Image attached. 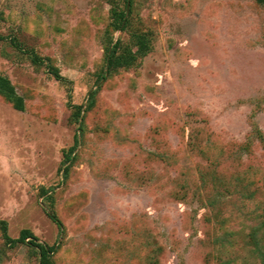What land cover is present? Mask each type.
Here are the masks:
<instances>
[{
	"label": "rangeland",
	"instance_id": "374dc122",
	"mask_svg": "<svg viewBox=\"0 0 264 264\" xmlns=\"http://www.w3.org/2000/svg\"><path fill=\"white\" fill-rule=\"evenodd\" d=\"M112 1L0 0V73L25 100L0 95V220L56 244V264H263L264 6L133 0L113 31ZM134 31L151 52L109 72V37ZM0 264L39 252L0 229Z\"/></svg>",
	"mask_w": 264,
	"mask_h": 264
},
{
	"label": "trees",
	"instance_id": "16d2710c",
	"mask_svg": "<svg viewBox=\"0 0 264 264\" xmlns=\"http://www.w3.org/2000/svg\"><path fill=\"white\" fill-rule=\"evenodd\" d=\"M123 6H121L120 2L112 1V10H111V22L109 27L113 30H122L124 31L130 23V19L128 14L132 12L131 6L133 5V0H122ZM256 2L260 5L264 6V0H256ZM128 4H130L129 13L127 11ZM110 33V31L108 30ZM109 45H107V56H108V66L107 69L109 72H114L120 68H130L134 66L140 58H144L147 56L151 50V38L149 33L146 31H134L132 34V42L131 44H123L121 38H119L113 44V38L109 37ZM13 43L16 47L23 49L22 44L19 43L16 39L13 40ZM112 44V48H111ZM30 53L32 61L35 64H42L44 62V58L40 56L34 49L27 50ZM54 75L59 80H64V76L58 72V70L54 69ZM105 76H101V79H104ZM94 92L92 97L95 96ZM0 95L3 96L6 100L12 103L14 108L18 110L25 109V100L24 97L21 96L16 89V86L12 82V80L0 73ZM94 101H91L89 107L91 108ZM75 120L77 123H82L83 121V107L82 105L75 106ZM255 124V125H254ZM254 127L257 126V123L254 122ZM81 128V124H80ZM260 130L259 128H257ZM78 144V139L76 138L74 146H72L69 151L70 154L68 158H70L71 154L74 152L76 146ZM44 194L47 191L44 189ZM218 202V201H217ZM217 202H213L212 205L215 206ZM50 218L58 224L61 228L63 226L62 221L59 219L56 212H52L50 214ZM217 219V218H216ZM218 223H222L218 218ZM259 227L254 229L253 234L251 235V239L255 244L254 251L262 258L264 264V218L260 222ZM0 229L2 232V236L5 240V243L11 247L18 246L19 244H27L32 248H35L39 252V264H56L55 255L58 253V246L56 244L49 245L47 243L41 242L39 237L29 228H24L21 230L20 235L16 238H13L9 235L8 222L6 220H0ZM229 232L225 233L227 237ZM225 241H230L228 238ZM224 241V242H225ZM224 242L221 244L224 245ZM158 263V258L156 259Z\"/></svg>",
	"mask_w": 264,
	"mask_h": 264
}]
</instances>
